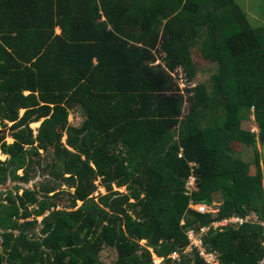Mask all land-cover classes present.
I'll list each match as a JSON object with an SVG mask.
<instances>
[{
  "label": "trees",
  "instance_id": "16d2710c",
  "mask_svg": "<svg viewBox=\"0 0 264 264\" xmlns=\"http://www.w3.org/2000/svg\"><path fill=\"white\" fill-rule=\"evenodd\" d=\"M178 68L195 85L188 102L169 75ZM252 111L259 133L243 128ZM72 113L83 117L80 128L69 126ZM8 124L0 264H106L108 250L113 264H149L151 250L176 264L168 258L187 247L189 229L235 211L264 222V30L235 0H0V125ZM51 150L52 175L74 191L62 193L69 207L21 224L64 200L55 186L21 187ZM190 164L199 175L192 198ZM8 181L17 185L1 191ZM99 188L106 195L96 201ZM218 199L216 215L190 209ZM204 243L221 264L264 257L254 223L210 230ZM193 263L202 262L179 264Z\"/></svg>",
  "mask_w": 264,
  "mask_h": 264
},
{
  "label": "rangeland",
  "instance_id": "374dc122",
  "mask_svg": "<svg viewBox=\"0 0 264 264\" xmlns=\"http://www.w3.org/2000/svg\"><path fill=\"white\" fill-rule=\"evenodd\" d=\"M243 9L244 11L249 15V19L253 25L254 28L256 29H260L261 28L264 30V0H235ZM57 34H59V32H57ZM210 66V65H209ZM203 69L206 70V74H207V70H208V66L204 65L202 66ZM211 68V66H210ZM210 73V71H209ZM205 77H202L200 75V77H198V79L196 80V82H199L201 80H205ZM29 94H26V96H28ZM184 96H186V93H184ZM190 101V97L188 98ZM190 106L189 104L187 105V107ZM249 113V112H248ZM25 114L24 111H22L20 113V117H23ZM188 114V111H186L185 115ZM249 119L244 121L243 123V128L246 130H251L254 132L259 133L260 129L258 126V123L256 122V118H255V113L254 111L250 112L249 114ZM84 119L81 116L80 113H72L69 117V126L72 128H80L82 126V124ZM43 121H41L40 123L34 124L31 126V129L34 131V137H37L38 135V130L41 128ZM13 126V124H8L7 130L2 128L0 125V131L2 133H5V135L7 136V144L9 146H12L14 144V141L12 139V135L13 132L11 130V127ZM67 142V137L66 135L63 137L62 139V143L65 144ZM259 152H262L261 154H263L262 156H264V146H261L258 148ZM254 153L253 150L249 149H245L243 150V155L242 157L247 160L248 162H251L254 157H253ZM41 156H42V166L40 168V170L32 176L30 182L28 183H24L21 184V187L24 189H29V190H37L39 191L41 189L42 186H55L57 187V194L60 193V195H62L63 192H72L74 193L73 190H70L67 187H62L65 186L62 184V181L59 179H55V177L52 175V170L51 168H49V165L51 166L53 163V151L51 150L48 154H45L44 152H41ZM0 158L1 161L5 162L6 159L4 157V155L2 156L0 154ZM251 173H255V167L252 166L250 169ZM19 176L24 177V171H21L18 173ZM17 184L16 183H12L11 181H8L7 184L1 188V191L6 192L8 190L11 191V189H13ZM98 185V183H97ZM58 186H60L58 188ZM115 191H119L120 193H126V189H121V190H115ZM21 194V193H20ZM106 195V192L104 189L99 188L98 192L93 196L96 201L98 200L99 196H104ZM53 195H51L50 197H52ZM64 200H59L56 201L57 204V209H56V213H62L63 210L66 211V209H68L69 207V202H70V198L68 195L64 194L61 196ZM215 208L214 211L217 213L219 207H221L222 202L218 200H216L215 202ZM212 210V209H211ZM41 221V220H39ZM38 221V222H39ZM40 223V222H39ZM42 227V226H41ZM42 229V228H41ZM41 229H39L38 231H41ZM146 242H143L142 245H146ZM101 260L106 263V264H113L116 260H117V253L112 251V250H108L105 251L102 255H101Z\"/></svg>",
  "mask_w": 264,
  "mask_h": 264
},
{
  "label": "built area",
  "instance_id": "2783aa9c",
  "mask_svg": "<svg viewBox=\"0 0 264 264\" xmlns=\"http://www.w3.org/2000/svg\"><path fill=\"white\" fill-rule=\"evenodd\" d=\"M171 76L176 81L180 90L183 91L182 94H184L185 90H190L191 87L195 86L194 84L190 83L187 80V76L182 68H178L177 70H175L173 73H171ZM181 158H183L182 154L180 155V159ZM189 167H190V176L186 181L185 191H186V196L192 198L198 190L199 175L197 173L198 171L197 165L190 164ZM193 204L194 203L191 202V208L201 215L217 214L215 211L207 208L206 206H194L195 204L194 205ZM249 223H254L263 228V247H264V222H261L256 215H252L250 217L231 216L230 218L223 219L222 221L214 223L209 228H203L200 231L196 229H189L186 232V238L188 242L187 247L182 252L172 253L168 259L173 263L179 264L182 261V256H184L191 259L196 258L202 262L201 264H221L218 255L216 253L210 252L204 243V239L209 234V231L210 230L223 231L224 229L229 227L242 228ZM150 252L152 254V262L149 264L164 263L165 259L156 256L152 250ZM257 264H264V257Z\"/></svg>",
  "mask_w": 264,
  "mask_h": 264
},
{
  "label": "clouds",
  "instance_id": "9594fccd",
  "mask_svg": "<svg viewBox=\"0 0 264 264\" xmlns=\"http://www.w3.org/2000/svg\"><path fill=\"white\" fill-rule=\"evenodd\" d=\"M168 72V71H167ZM173 73V72H172ZM170 75V77L172 78V80H173V83H174V85L175 84H177L176 83V81L173 79V77L171 76V73L169 74ZM178 86V85H177ZM180 89V88H179ZM188 91H190V90H185L184 91V93H186V96H184V94H182L183 93V91H181L180 90V93H179V95H182L183 97H185L186 98V102H188ZM192 202V201H191ZM191 202H190V209L192 210V211H194V212H196L195 210H193L192 208H191ZM194 203V202H193ZM79 204V206H81V203H78ZM195 204V203H194ZM193 204V205H194ZM215 205L216 204H214L212 207H207L206 205H194V206H206L207 208H209V209H212L213 211H214V208H215ZM34 208H32L31 210H33ZM57 209V208H56ZM54 211H56L55 209H52V211L51 212H47V214L44 216V217H40V218H31V219H28V220H22V221H20V223L21 224H23V223H29V222H38L39 220H41V221H39L40 222V224L43 222V220H44V218H47V217H49L50 216V213H52V212H54ZM64 211V210H63ZM196 213H198V212H196ZM218 213V212H217ZM199 214V213H198ZM201 215V214H200ZM207 215H210V214H207ZM233 216H235V215H233ZM142 245V244H141ZM143 246V245H142Z\"/></svg>",
  "mask_w": 264,
  "mask_h": 264
},
{
  "label": "crops",
  "instance_id": "0c3cea01",
  "mask_svg": "<svg viewBox=\"0 0 264 264\" xmlns=\"http://www.w3.org/2000/svg\"><path fill=\"white\" fill-rule=\"evenodd\" d=\"M57 32H59V33H60V29H57ZM0 154L3 156L2 152H0ZM4 157H5V159H6V160L8 159V157H7V156H4ZM0 160H1V158H0ZM21 194H22V192H21Z\"/></svg>",
  "mask_w": 264,
  "mask_h": 264
},
{
  "label": "water",
  "instance_id": "95a60500",
  "mask_svg": "<svg viewBox=\"0 0 264 264\" xmlns=\"http://www.w3.org/2000/svg\"><path fill=\"white\" fill-rule=\"evenodd\" d=\"M233 215H235V216H242L239 212H237V211H235L234 213H233Z\"/></svg>",
  "mask_w": 264,
  "mask_h": 264
}]
</instances>
